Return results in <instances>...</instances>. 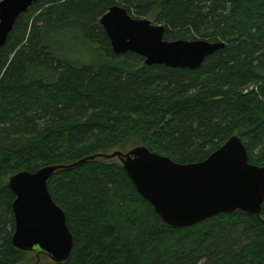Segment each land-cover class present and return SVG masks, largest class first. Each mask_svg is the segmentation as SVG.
<instances>
[{"label":"trees","instance_id":"16d2710c","mask_svg":"<svg viewBox=\"0 0 264 264\" xmlns=\"http://www.w3.org/2000/svg\"><path fill=\"white\" fill-rule=\"evenodd\" d=\"M115 6L164 26L166 41L225 47L194 71L116 55L100 25ZM233 136L263 167L264 0H38L0 54V264H264L256 216L171 228L118 159L59 170L49 181L74 238L66 262L39 263L34 253L30 263L12 242L15 174L131 145L196 164Z\"/></svg>","mask_w":264,"mask_h":264},{"label":"water","instance_id":"95a60500","mask_svg":"<svg viewBox=\"0 0 264 264\" xmlns=\"http://www.w3.org/2000/svg\"><path fill=\"white\" fill-rule=\"evenodd\" d=\"M38 0L0 2V54L18 19ZM116 55L137 54L145 65L173 69H199L205 59L225 47L206 40L166 41L165 27L149 19H135L120 6L100 20ZM118 159L138 193L148 201L162 221L174 229L201 223L219 214L243 212L256 216L264 226V166L249 162L245 144L231 137L208 159L180 164L138 146L128 152L114 151L80 160L72 165L20 172L10 177L8 187L16 195L13 203L18 250L66 262L74 249V238L64 211L53 200L49 181L59 170H67L96 159Z\"/></svg>","mask_w":264,"mask_h":264},{"label":"rangeland","instance_id":"374dc122","mask_svg":"<svg viewBox=\"0 0 264 264\" xmlns=\"http://www.w3.org/2000/svg\"><path fill=\"white\" fill-rule=\"evenodd\" d=\"M152 21V20H151ZM153 22V21H152ZM154 23V22H153ZM136 146H133V145H131V146H129V147H126V148H118V149H116V150H114V151H122V152H128V151H130L131 149H133V148H135ZM28 259H29V261H30V263H34L36 260H37V258H36V256H35V254L34 253H29V256H28ZM39 260V263H48L49 261H51L48 257H46V256H41L40 257V259H38Z\"/></svg>","mask_w":264,"mask_h":264}]
</instances>
